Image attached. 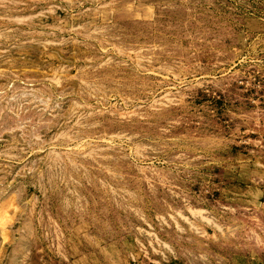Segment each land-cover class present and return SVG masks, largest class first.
<instances>
[{"label": "rangeland", "instance_id": "obj_1", "mask_svg": "<svg viewBox=\"0 0 264 264\" xmlns=\"http://www.w3.org/2000/svg\"><path fill=\"white\" fill-rule=\"evenodd\" d=\"M0 264H264V0H0Z\"/></svg>", "mask_w": 264, "mask_h": 264}]
</instances>
